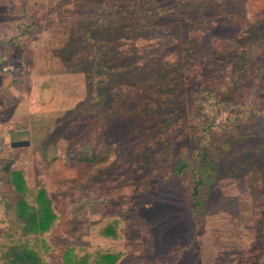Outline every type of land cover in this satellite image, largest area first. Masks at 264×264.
Returning <instances> with one entry per match:
<instances>
[{"label":"rangeland","instance_id":"rangeland-1","mask_svg":"<svg viewBox=\"0 0 264 264\" xmlns=\"http://www.w3.org/2000/svg\"><path fill=\"white\" fill-rule=\"evenodd\" d=\"M238 33L261 62L264 0H0V256L17 245L43 264H67L68 250L78 255L70 264H105L109 254L114 264H264V138L246 118L241 136L215 150L228 120L221 113L208 134L196 108L231 76L225 44ZM120 50L107 73L95 67ZM115 70L126 77L119 90L94 95ZM256 71L240 82L256 90L247 109L263 131ZM206 145L198 213L175 166ZM86 154L110 159L92 167L79 161ZM14 170L32 210L40 188L52 201L57 219L45 233L26 232L18 217ZM110 225L117 236L103 233Z\"/></svg>","mask_w":264,"mask_h":264},{"label":"trees","instance_id":"trees-1","mask_svg":"<svg viewBox=\"0 0 264 264\" xmlns=\"http://www.w3.org/2000/svg\"><path fill=\"white\" fill-rule=\"evenodd\" d=\"M121 29L122 27H118L117 30L114 28V31L110 33L114 36L116 34L114 32H120ZM238 37H241L239 36V33L235 34V37L233 38L231 44H225L226 48L227 46L229 47L227 51L228 59L233 65L231 76H227L225 80H220L218 86L211 92L213 95L205 93L203 95H199L198 99L196 100L197 110L205 116V120H203L202 127V130L204 132H207L208 134L211 133V126L214 125L216 119L221 113L224 114L228 120L227 127H230V130L221 136L218 135L217 138H215L216 141H218V145H215V150L221 149V152L224 149V143L230 141L234 137L241 136L243 128L240 126V123L243 121V119L246 118L250 119L247 120L248 131H251L254 134L260 132V135H262V137L264 138V130L261 131L260 129H257L256 125L251 123V121L255 120L257 116L251 115L250 111L248 110L249 107L247 109V105L250 104V101L248 100L250 99V96L254 92H256V90H254L253 86L243 85L240 82L242 80H247V77L250 76L251 67L256 68L260 72H264V70L262 69L259 70L260 67H263L264 69V56H262L263 59L261 60V62H259L257 57L253 54L255 53L256 46L254 50V46L249 49L247 48L246 43L243 40L244 38L241 37L240 39H238ZM120 38H122L124 41L128 39V36L125 34H121ZM115 41L116 38L114 37L113 39H110L108 46H111V48L114 49L117 46ZM120 45L121 44H119V46ZM121 51L122 50H120L119 53L116 52L117 54H101L98 58L95 59V67H101L103 69V71L101 72L107 73L108 65L111 63H115V58L118 56L120 57ZM109 61H111V63L108 64ZM258 71L254 73V77L258 75ZM119 72L120 71L115 70V72H113L111 75H106L105 82L109 85L103 88L102 91L98 90V92L94 93V95L101 94L102 98H105L107 95L110 96L113 91H118V85L117 87H115V85L117 84V79H120L121 81L124 79L126 81V77H123L122 74ZM88 76L90 77L91 74H89ZM101 82L102 81L93 82L92 85H98ZM92 85L90 84L89 87L91 88ZM113 108L118 115L122 114L121 116L126 114L130 115V113H133V109L131 108L121 106H113ZM245 111L248 112L245 113ZM237 121H239L238 124ZM232 134L234 136H232ZM212 149L211 146L208 147V145H206L204 147V151L200 152V159L193 160L188 158L189 160L187 161L183 158L175 166V172L180 176L181 182L185 185L186 188L190 185L188 188V193L191 194V200L194 201L191 206L192 212H201L203 209H205V206L207 204V197L205 196L204 192L206 184H208L210 179L206 177L204 173V167L209 163L212 164V162L209 160L210 155L213 153ZM109 159L110 156L100 157L96 155L86 154L81 156L79 161H89L91 163V166L95 167ZM244 164L245 162L240 161L237 165L241 166ZM214 165L217 166V164L215 163ZM9 167V165L5 167V170L7 172L9 170ZM253 171L254 170L251 169L249 171L250 174H252ZM10 175L11 188L17 193L15 200V204L17 206L15 207V209L17 210L18 217L23 219L26 223L24 227L26 232L42 234L53 228L55 220L57 219V215L55 210L53 209L51 199L47 196V191L45 190V188H40L38 190L36 196L38 207L35 210H32V207L22 196V194L26 192V184L22 171H10ZM202 200L204 201L202 202ZM103 233L107 236H117V232L111 225L105 228ZM66 253L67 255H70V258H68L66 262L67 264L75 262L73 257L78 258V255L73 253L72 250H68V252ZM40 255V252L35 250V248L27 249L23 246L12 245L9 246L7 250H5V252L1 254L0 259L3 261L0 264H43V260ZM116 258L117 257L115 255H106L105 259L107 260V262L105 264H114L116 262ZM84 260L85 258H83V260L77 263L82 264L84 263Z\"/></svg>","mask_w":264,"mask_h":264}]
</instances>
